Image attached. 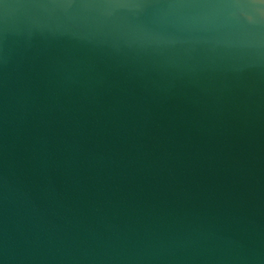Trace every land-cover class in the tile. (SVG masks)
Masks as SVG:
<instances>
[{"label":"water","instance_id":"obj_1","mask_svg":"<svg viewBox=\"0 0 264 264\" xmlns=\"http://www.w3.org/2000/svg\"><path fill=\"white\" fill-rule=\"evenodd\" d=\"M0 264H264V0H0Z\"/></svg>","mask_w":264,"mask_h":264}]
</instances>
